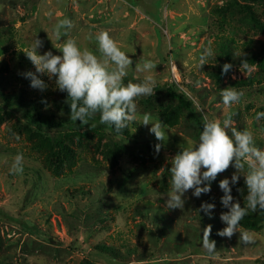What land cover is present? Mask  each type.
<instances>
[{
    "label": "rangeland",
    "instance_id": "obj_1",
    "mask_svg": "<svg viewBox=\"0 0 264 264\" xmlns=\"http://www.w3.org/2000/svg\"><path fill=\"white\" fill-rule=\"evenodd\" d=\"M263 210L264 0H0V264H264Z\"/></svg>",
    "mask_w": 264,
    "mask_h": 264
},
{
    "label": "trees",
    "instance_id": "obj_2",
    "mask_svg": "<svg viewBox=\"0 0 264 264\" xmlns=\"http://www.w3.org/2000/svg\"><path fill=\"white\" fill-rule=\"evenodd\" d=\"M20 54V53H19ZM16 57V55H15ZM18 61L21 60V56H18ZM19 64L25 65L23 62H19ZM57 69V71L62 74L63 76L69 75L68 78H72V81H74L75 91L69 90V102L68 106H72L76 109V112L80 115L88 114V113H98L101 112L103 109L105 110L106 115L104 116V120L101 121L100 125L101 127H104L107 129L111 134L113 135H124L128 134L127 131H124L123 129L119 128L117 124L114 121V112L119 110L118 104H113L111 101H107L104 97L98 95L93 87V80L95 76H93V73H89L86 71H82L79 74L78 73H67L66 69L63 67H58V65H54ZM82 66V65H81ZM67 77V76H66ZM166 93L169 98L175 100L177 102V106L179 109L187 110L188 112L192 113L193 111V102L190 101L188 98H186L183 94L179 93L177 94L174 91V86H169L166 89ZM72 104V105H71ZM53 115V113H52ZM52 115L49 116V118L52 117ZM159 117L161 121L168 125H173L171 121V115L167 113H160ZM197 123L201 126L203 133L210 139V132L215 131V126L209 121L205 120L202 115H198L195 117ZM44 122L49 121L48 118H42ZM49 124V123H47ZM214 134V133H213ZM54 154V152H53ZM71 154V151L65 147L64 145L59 146V151L56 152L55 159L61 160L60 158H69ZM214 155H220V156H229V153L226 150H221L219 146H215ZM253 172V171H251ZM264 212V210H263ZM240 218H243L242 221ZM26 221H22L21 225L26 226ZM235 222L241 225L244 228H250L253 224V221L245 216L240 215V217L235 219ZM27 227V226H26ZM28 228V227H27ZM29 230V229H26ZM264 262V260H263Z\"/></svg>",
    "mask_w": 264,
    "mask_h": 264
}]
</instances>
